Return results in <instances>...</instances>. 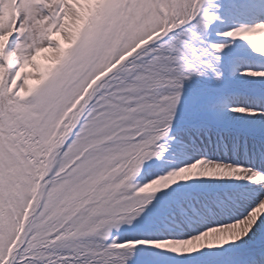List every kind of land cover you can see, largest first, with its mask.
<instances>
[{
	"label": "snow or ice",
	"instance_id": "1",
	"mask_svg": "<svg viewBox=\"0 0 264 264\" xmlns=\"http://www.w3.org/2000/svg\"><path fill=\"white\" fill-rule=\"evenodd\" d=\"M245 49L264 0H0V264H264Z\"/></svg>",
	"mask_w": 264,
	"mask_h": 264
},
{
	"label": "rangeland",
	"instance_id": "2",
	"mask_svg": "<svg viewBox=\"0 0 264 264\" xmlns=\"http://www.w3.org/2000/svg\"><path fill=\"white\" fill-rule=\"evenodd\" d=\"M230 26H232V20H231V18H228L224 24L218 25L216 27V31L226 30ZM240 55L250 65L257 66V67L264 66V61L259 60L256 56H254L253 54H251L246 49L243 50V51H241L240 52Z\"/></svg>",
	"mask_w": 264,
	"mask_h": 264
}]
</instances>
